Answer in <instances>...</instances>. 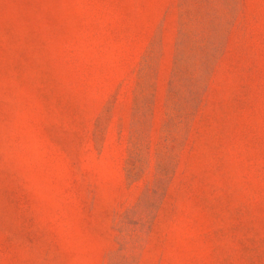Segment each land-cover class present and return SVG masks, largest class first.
Here are the masks:
<instances>
[{
	"label": "rangeland",
	"instance_id": "obj_1",
	"mask_svg": "<svg viewBox=\"0 0 264 264\" xmlns=\"http://www.w3.org/2000/svg\"><path fill=\"white\" fill-rule=\"evenodd\" d=\"M0 264H264V0H0Z\"/></svg>",
	"mask_w": 264,
	"mask_h": 264
}]
</instances>
